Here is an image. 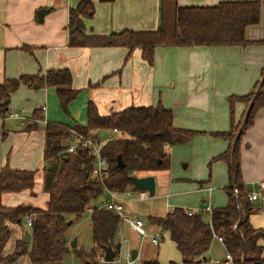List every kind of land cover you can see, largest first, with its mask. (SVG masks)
<instances>
[{
  "label": "crops",
  "instance_id": "1",
  "mask_svg": "<svg viewBox=\"0 0 264 264\" xmlns=\"http://www.w3.org/2000/svg\"><path fill=\"white\" fill-rule=\"evenodd\" d=\"M80 1L0 0V82L17 79L22 75L44 76L49 70L67 69L72 76V88L79 92L76 99L68 105L72 114L71 124L46 121L45 104L30 109L21 104L14 111L34 119L35 111L41 114L42 120H37L36 123L42 124L38 127L42 131L37 129L38 131L27 134L32 135L30 144H34V150L38 148L40 151L41 162L39 166L34 167L31 157L24 155L11 167L6 160H0V170L8 165L14 170L41 171V182L36 185V173L32 190L19 194H4L2 204L6 207L24 205L47 208L48 195L42 189L45 165L43 126L47 123L68 128L76 125L85 127L88 102L95 105L100 116L118 113L129 107L156 106L161 102L172 112L176 127L204 134L195 136L186 145L168 146L169 169L147 174L153 176L155 181V195L152 198L164 201L161 213L149 214L146 217L141 211L130 208L132 202H138L131 200L125 206L128 215L143 216L144 225L148 223L150 231H147L152 234L160 226L152 225L148 217H164L174 208L198 214L206 206L211 209L226 206L228 166L225 161L213 160L226 152L228 141L214 137L211 133L230 130L227 98L231 95L243 96L250 93L255 83L261 79L264 46L157 47L151 65L142 59L140 49L129 51L124 47H71L68 45V14ZM89 1L94 5V16L84 20L87 33L109 35L122 31H153L158 27V0ZM221 1L246 0H177V4L214 6ZM41 10L45 12L39 22L37 13ZM245 37L249 41H264V3L260 10L259 24L246 28ZM34 90L41 91L47 101L56 96L53 87L38 86L34 89V86L22 85L11 94L9 107L16 94L20 92L22 96H30ZM55 98L57 100V97ZM42 107H45L44 111ZM244 110L243 103L234 104L235 125L241 120ZM81 115L82 120H79ZM4 123L0 125L4 126ZM13 123L14 130H25L26 125L16 121ZM239 165L241 181L248 197L261 188L259 185L264 186V109L255 114L253 124L242 134ZM37 167H41V170ZM104 198L106 200V195ZM103 202L104 199L98 204ZM250 202L256 207L255 202L258 201ZM263 208L264 202H260L258 211L248 218L253 229L264 230V218L259 214ZM145 210L153 213L158 211L153 205L145 207ZM204 220L209 221V217ZM122 224H119L116 232V243L126 241L128 244L119 233ZM164 235L162 231V237ZM163 241L164 238L160 244ZM259 245L263 248L264 258V242L260 241ZM132 250L136 251V258L140 263L158 262L154 258L148 260L145 256V260H142L141 250L134 246ZM5 253L9 254L6 251ZM224 253L223 244L213 238L202 259L217 260ZM180 261L181 259L175 263Z\"/></svg>",
  "mask_w": 264,
  "mask_h": 264
},
{
  "label": "trees",
  "instance_id": "2",
  "mask_svg": "<svg viewBox=\"0 0 264 264\" xmlns=\"http://www.w3.org/2000/svg\"><path fill=\"white\" fill-rule=\"evenodd\" d=\"M264 2L257 0L221 1L214 6H179L177 0H158L159 23L153 31H122L109 35H95L85 31L84 20L94 16V5L89 0H81L68 14V45L71 47H124L129 51L140 49L142 59L151 65L157 47H197L209 48L264 46V41H249L245 37L248 27L260 22V10ZM264 76V66L261 77ZM38 85L53 87L59 107L67 112L68 105L78 96V90L72 88V76L67 69L49 70L44 76L22 75L17 79L0 82V117L9 113L10 96L20 86ZM259 81L253 90L243 96H228L230 130L211 133L228 141L226 152L213 161L222 160L228 166L229 185L225 188L227 204L223 208L212 210L209 221L203 215H187L182 208H174L164 217H148L154 226H160L164 234L181 257L180 263L199 264L208 251L213 235L223 240L225 250L237 264L240 263L242 249L234 232L238 220L237 200L244 212V221L239 231L244 239L247 251V264H264L260 259L264 242V230L253 229L249 216L258 211L249 201L240 176L239 145L243 132L253 124L255 114L264 109V82L258 92ZM254 99L248 120L239 136L234 150V171L230 166L232 143L237 135L245 111ZM245 105L243 116L234 124V104ZM39 117V111L34 112ZM45 145L43 151L42 189L48 195L46 209L18 205L6 207L2 204V195L19 194L30 191L35 184V171L14 170L5 165L0 170V264H13L21 255L27 254L30 264H62L69 251L67 231L72 223L85 214V208L99 199L105 201V190L123 192L139 191L131 176L168 170L170 167L168 146L186 145L202 132L176 127L173 114L161 102L151 107H129L121 112L100 116L92 102L87 104L86 126L68 128L47 123L43 126ZM37 123L30 122L25 131L36 130ZM69 129L83 136H91L104 130H116L112 141H107L101 155L106 159L107 173L100 182L91 175L95 159L86 149L66 154L69 145ZM121 157L123 168L117 166ZM235 174V181L233 176ZM94 179V180H93ZM95 206V205H93ZM31 217L28 245L20 241L15 252L6 254L9 240V226L21 225L25 217ZM68 222H71L68 225ZM120 221L111 211L94 207L90 214V227L93 247L89 251L73 248L74 254L84 264H98L96 259L103 247L117 242L116 232ZM164 237L160 240H163ZM159 242V244H160ZM158 244V245H159ZM71 245V243H70ZM28 247V250H27ZM71 247V246H70ZM17 250L20 254H17ZM142 264H159L143 262Z\"/></svg>",
  "mask_w": 264,
  "mask_h": 264
},
{
  "label": "rangeland",
  "instance_id": "3",
  "mask_svg": "<svg viewBox=\"0 0 264 264\" xmlns=\"http://www.w3.org/2000/svg\"><path fill=\"white\" fill-rule=\"evenodd\" d=\"M20 93V92H19ZM16 94L12 105L9 107V113H7V118L9 114L14 113V111L17 110L18 107L21 106V104H25V107L33 108V107H41L43 104L46 106V111L44 113L45 120H49V122H69V124L72 123V114L70 111V108H67V112H64L60 109L59 103H57L56 96L54 95L52 99L49 101L46 100V97L41 91L34 90L32 95L30 96H22L20 94ZM25 109V108H24ZM28 110V109H27ZM83 114V112H82ZM81 115L79 117V120H82ZM30 117V116H29ZM0 117L1 121L0 123H4V126L0 125V160L5 161L8 163V165L15 166L17 164V160H19L24 155H29L32 159L33 166H39L41 159H40V151H38V148L34 150L33 143L30 144V141L32 140V135L27 136L28 132L25 130L23 131H16L13 129V126L15 123H13L14 120L7 119ZM41 114L38 118L35 117L36 120H42ZM39 125H42L40 122L37 123V128L39 131H42L41 128H38ZM37 130V131H38ZM29 137V138H28ZM28 141V142H26ZM0 162V163H1ZM39 170H41V167H37ZM38 170V169H37ZM37 180L36 185L38 186L40 184V173L41 171H37ZM154 198V197H153ZM153 198L147 197L144 201H138V202H132L129 206L134 211H141L146 217L149 214H156L159 215L161 213V208L164 204V201H158ZM103 199H99L97 202H92L91 205H96L99 202H101ZM153 203V204H152ZM256 208L260 207V202H255ZM154 208H157V212L153 213L150 211H146L145 207L151 206ZM260 216H263L264 218V208L261 213H259ZM204 218H208L209 214H204ZM146 231L148 230V223H145ZM30 228L26 226V222L23 221L21 225L17 224H11L9 226V233L10 238L8 240L7 246H6V252L13 253L15 252L17 248V244L22 241L24 235L26 232L28 233ZM150 231V230H148ZM147 231V233H148ZM119 233L122 235L123 239H126L129 244V248L132 249V247H136L141 250L142 254V260H145L146 257L148 260L151 258H154V260H157L158 263H168L170 261L177 262L179 261L180 255L175 249L174 245L171 241H169V237L167 234L164 235V241L157 247L152 245L149 242L148 238H141L137 233L132 231L128 225L122 224V228L120 229ZM67 239L69 241V251L64 257L62 264H84V262L79 259L73 251L74 247H70V243L75 240L77 249H84L86 251H89L93 247L92 242V233H91V227H90V214L85 213L83 217L79 220H76L72 223V225L69 227L67 231ZM28 250V247H27ZM19 251V250H17ZM16 251V252H17ZM103 256V252L101 254ZM99 255V256H101ZM98 256V257H99ZM145 256V257H144ZM225 256V253L223 256L217 260H222ZM97 257V258H98ZM262 259V256L260 257ZM98 264H101L99 262V259H96ZM13 264H30L27 254L21 255Z\"/></svg>",
  "mask_w": 264,
  "mask_h": 264
},
{
  "label": "built area",
  "instance_id": "4",
  "mask_svg": "<svg viewBox=\"0 0 264 264\" xmlns=\"http://www.w3.org/2000/svg\"><path fill=\"white\" fill-rule=\"evenodd\" d=\"M45 110V107H42V111ZM7 118V116L5 117ZM4 118V119H5ZM7 119H12L16 122H18L21 125H27L30 122H37L36 119L32 117H26L22 115V113L14 112L9 114ZM1 121V119H0ZM116 133V130H113L111 132H105V136L103 138L99 137V133H94L91 136H83L82 134L78 133L74 129H69V137H68V147L65 151L66 154L74 153L78 149H86L94 159V168L91 171V175L94 177V179H97L98 181L102 182L104 177L107 173V163L106 159L101 155V149L103 145L107 141H112L114 139V135ZM259 185V190L252 192L248 199L249 201H258V202H264V186ZM106 200L103 203L97 204L95 206L89 204L85 208V213L91 214L93 212L94 207H97L98 209H106L111 212H113L119 219L120 223H125L128 225V227L137 233L141 238H148L149 242L154 245L158 246L160 240L162 239V231L161 227H158V229L152 233H147L144 222L138 219L137 217H130L126 211V204L131 200L136 201H144L148 197V193L146 191H131V190H125L123 192H117V191H109L105 190ZM211 207L206 206L204 207L200 213L201 215L209 214V217L212 213ZM187 215L192 216L194 213L192 211H187ZM26 226L28 228L31 227V217L26 216L25 217ZM213 238L217 239L220 243L223 244V240L221 237L213 235ZM121 247L119 252L116 254L115 258L111 263H105L103 261V256H99V262L101 264H142L139 262L138 258H135L134 260L131 259V249L128 247V244L126 241L120 242ZM224 246V244H223ZM199 264H237L234 257L228 253L225 250V256L222 260H213V259H203L200 261Z\"/></svg>",
  "mask_w": 264,
  "mask_h": 264
},
{
  "label": "water",
  "instance_id": "5",
  "mask_svg": "<svg viewBox=\"0 0 264 264\" xmlns=\"http://www.w3.org/2000/svg\"><path fill=\"white\" fill-rule=\"evenodd\" d=\"M44 12L45 11H43V10L38 11L37 17H38L39 22H41L42 15H43ZM263 82H264V76L261 77V79L259 80V87L255 91V94H258ZM37 88H38V85H34V89H37ZM253 104H254V99H252L250 101V103H249V105H248V107H247V109L245 111V114H244V117H243V120H242V123H241V127H240V129H239V131H238L237 135L235 136V139H234V141L232 143L231 154H230V157H231L230 166H231V169L233 171H234V158H233V155H234L236 142H237L239 136L241 135V132H242L247 120H248V117H249L250 111H251V109L253 107ZM104 136H105V131L104 130L99 131V137L103 138ZM79 152H81V150H79ZM117 166L119 168H123L124 167V164H123V162L121 160V157L117 158ZM130 180L132 181L133 185L136 188H138L139 190H142V191H146L150 198L154 197V195H155V181H154V177L153 176H150V175L142 176V177L131 176ZM233 180L235 181V174L233 176ZM237 210H238V220H237V223L234 226V232H235L237 238L240 241V245H241V249H242V256L240 258V263L241 264H247L246 263V261H247V251H246V247H245V242H244V239H243V237H242V235H241V233L239 231V226L244 221V212H243L242 207L239 204L238 200H237ZM137 218L140 219L141 221L144 220L143 216H138ZM70 224H71V222H68V225H70ZM23 243L26 244V245H28L30 243L29 234L26 233L24 235ZM70 246L71 247H75L76 246L75 240H73L71 242ZM120 247H121L120 242L115 243L114 245L108 244L107 246L103 247V261L105 263H111L113 261V259L115 258L116 254L119 252ZM17 254H20V251H17ZM135 258H136V251L132 250L131 251V259L134 260Z\"/></svg>",
  "mask_w": 264,
  "mask_h": 264
}]
</instances>
